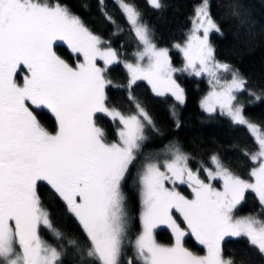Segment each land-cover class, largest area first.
Wrapping results in <instances>:
<instances>
[{
    "label": "snow or ice",
    "instance_id": "1",
    "mask_svg": "<svg viewBox=\"0 0 264 264\" xmlns=\"http://www.w3.org/2000/svg\"><path fill=\"white\" fill-rule=\"evenodd\" d=\"M147 2L157 10L162 7L161 0ZM117 6L138 49L134 63L124 62L129 100L135 107L129 115L106 106L105 89L111 81L105 72L119 62L111 46L105 47L59 0H0V264H63L61 251L39 234L43 226L57 240L63 238L37 194L41 181L79 222L88 242L85 264H121L129 220L122 186L148 140L146 131H158L131 89L137 81H146L156 96L171 94L183 105L184 90L173 78L176 72L207 74L212 90L201 100V108L211 114L218 107L234 125L247 127L258 145L250 155L256 166L249 173L251 180H245L213 155V167L203 168L205 182L175 144L165 146L162 157L146 158L138 174L142 231L134 242L127 241L135 251V262L130 259L128 264H235L232 257L223 256L226 237L245 238L264 258V219L234 215L248 191L264 208V131L250 123L243 106L235 103L245 81L215 58L210 34L221 29L210 15L208 0L195 10L185 44L174 45L183 54L182 69L172 67L169 50L153 42L133 3L117 0ZM57 42L66 44L76 57L74 66L56 53ZM99 60L104 67L98 66ZM228 74L231 80L223 78ZM33 106L51 112L54 133L41 125ZM96 113L118 121L114 142H108L96 125ZM217 180L222 191L213 187ZM178 184L191 189V199L177 190ZM176 214L186 227H181ZM160 225L171 230V246L156 242L154 230ZM189 233L203 245L205 255L184 246Z\"/></svg>",
    "mask_w": 264,
    "mask_h": 264
},
{
    "label": "trees",
    "instance_id": "2",
    "mask_svg": "<svg viewBox=\"0 0 264 264\" xmlns=\"http://www.w3.org/2000/svg\"><path fill=\"white\" fill-rule=\"evenodd\" d=\"M202 1L161 0L162 7L157 10L151 7L147 0H127L141 13V22L148 25L157 47L169 48L170 60L174 67L182 65L183 56L173 47L185 41L194 12ZM59 3L118 53L119 62L112 64L105 72V78L111 81L105 89L106 106L125 115L134 112V103L129 100L127 87L129 77L121 61H134V53L138 50L137 41L116 0H104L103 5L100 0H59ZM208 5L212 19L221 29L220 33L210 34L215 58L221 63L229 64L245 81V87L237 93L235 103L243 106V115L250 123L264 131V0H208ZM105 13L115 24L107 19ZM54 50L69 64L74 66L77 63L76 57L63 42H57ZM177 84L184 90L183 105L178 104L171 95L156 96L145 81H137L131 89L132 96L148 112L158 131L151 128L146 131L148 140L122 186L129 220L121 264H128L130 259L135 262V251L127 241H133L139 233L138 174L146 158L157 155L162 157L165 146L175 144L189 157V168L193 171L199 169L201 175L204 173V167H213L210 159L213 155L219 158L224 167L245 180H251L249 173L251 168L256 166L250 160V155L258 151V145L247 129L234 125L227 117L217 113L207 114L200 109L199 101L208 90L205 80L180 73L177 76ZM257 96L260 97L259 100L256 99ZM33 110L41 125L54 133L56 121L51 112L46 108L36 109L35 106ZM94 120L96 125L104 130L108 142L117 139L118 121L113 123L103 113H96ZM214 183L221 187L218 181ZM177 190L189 197L186 186L177 185ZM37 194L54 227L63 237L57 240L51 232L41 226V238L61 251L63 264H85L88 242L75 216L46 182H38ZM235 213L253 214L264 219V209L255 194L249 191ZM177 219L181 227H186L178 216ZM154 236L158 244L171 246L174 243L172 234L165 228L155 230ZM69 241H76L77 245H70ZM183 243L194 254H203V246L199 245L190 233ZM221 246L223 256L232 257L235 264H264V258L248 246L245 238L228 237L222 241Z\"/></svg>",
    "mask_w": 264,
    "mask_h": 264
},
{
    "label": "rangeland",
    "instance_id": "3",
    "mask_svg": "<svg viewBox=\"0 0 264 264\" xmlns=\"http://www.w3.org/2000/svg\"><path fill=\"white\" fill-rule=\"evenodd\" d=\"M116 2H117V0H116ZM202 3H203V1H202ZM201 3V4H202ZM200 4V5H201ZM200 5H198V7L200 6ZM197 7V8H198ZM196 8V9H197ZM194 17H195V12H194V15H193V17H192V21H193V19H194ZM191 30H192V22H191V28H190V31H189V33L191 32ZM151 33V32H150ZM189 33H188V35H189ZM202 34V33H201ZM188 35H187V37H188ZM187 37H186V39H185V41L182 43V44H180V45H184L185 44V42H186V40H187ZM104 46L105 47H107V45L104 43ZM158 48H166V47H158ZM174 49H176V50H178L179 51V49H177L176 47H173ZM168 50H169V48H167ZM180 52V51H179ZM181 53V52H180ZM182 54V53H181ZM182 56H183V54H182ZM169 59H170V56H169ZM81 60H82V57H81ZM119 61V60H118ZM135 62V59H134V61H133V63ZM170 62H171V60H170ZM114 63H118V62H114ZM113 63V64H114ZM97 64H98V66H100V67H104V62L102 61V60H99V61H97ZM172 64V63H171ZM121 65L123 66V68L125 69V67H124V62L123 61H121ZM111 65H109L108 67H110ZM183 66H184V59H183V63H182V65L181 66H178V67H174L173 65H172V67H174V68H177V69H182L183 68ZM232 70L233 71H236V70H234L233 68H232ZM125 71L127 72V70L125 69ZM237 72V71H236ZM180 73H184V74H187V75H189V76H193V77H195V78H198V79H201V78H203L204 80H205V82H206V84H207V86H208V90H207V92L202 96V98L200 99V101H199V107H200V109L202 110V111H204L202 108H201V100L212 90L211 89V85L209 84V77L207 76V74H204V75H202V76H200V77H196V76H194V75H190L189 73H187V72H176V73H174L173 74V78L176 80V82H177V76L180 74ZM128 74V73H127ZM225 80H231V74H228V75H226V76H224L223 77ZM146 82V81H145ZM147 83V82H146ZM148 84V83H147ZM149 87H150V85H149ZM151 88V87H150ZM167 95V94H166ZM168 95H171V94H168ZM237 95V94H236ZM174 98V97H173ZM178 103V102H177ZM179 104V103H178ZM205 112V111H204ZM205 113H207V112H205ZM215 113H217V114H219V115H221L220 114V111H219V108L217 107V109H216V111L214 112V113H211V114H215ZM104 114V113H103ZM207 114H209V113H207ZM221 116H223V115H221ZM224 117H227V116H224ZM228 118V117H227ZM230 119V118H229ZM243 127H245L246 129H247V127L246 126H243ZM261 130V129H260ZM247 131H248V129H247ZM262 131V130H261ZM249 132V131H248ZM249 134H250V132H249ZM251 135V134H250ZM252 136V135H251ZM253 137V136H252ZM254 138V137H253ZM255 140V139H254ZM193 171V170H192ZM193 172H196V171H193ZM200 178L201 179H204L205 180V182H207V177H206V174L205 173H203V175H201L200 174ZM220 184H221V187L219 188L214 182H213V187H215L217 190H221L222 191V182L221 181H219V180H217ZM179 185V184H178ZM183 186H186L187 187V185L186 184H184ZM168 187H172V185L171 184H169L168 185ZM187 190H188V192H189V199H191L192 198V192H191V189L190 188H188L187 187ZM249 192H251V191H249ZM253 193V192H252ZM139 200H140V212H139V216H138V225H139V233L136 235V237L140 234V232L142 231V226H141V222H140V213H141V210H142V205H141V195H140V191H139ZM264 209V208H263ZM236 212V211H235ZM234 215H235V217L236 218H240V217H244V216H249V215H251V216H256V215H253V214H243V215H238V214H236V213H234ZM177 216L179 217V214H177ZM258 217V216H257ZM259 218V217H258ZM181 220H182V218H180ZM158 228H165V229H167L171 234H172V232H171V230L170 229H168L167 228V226H165V225H160L159 227H157L155 230H157ZM155 230H154V232H155ZM173 236V235H172ZM136 237H135V239H136ZM154 238H155V236H154ZM226 238H228V237H226ZM135 239L133 240V242L135 241ZM200 245V244H199ZM201 246H203V245H201ZM204 248V247H203ZM204 251H203V254L202 255H205V249H203ZM201 255V256H202Z\"/></svg>",
    "mask_w": 264,
    "mask_h": 264
}]
</instances>
